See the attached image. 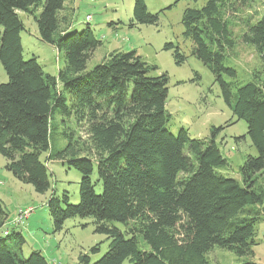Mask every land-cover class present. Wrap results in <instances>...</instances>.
I'll list each match as a JSON object with an SVG mask.
<instances>
[{"label":"trees","instance_id":"16d2710c","mask_svg":"<svg viewBox=\"0 0 264 264\" xmlns=\"http://www.w3.org/2000/svg\"><path fill=\"white\" fill-rule=\"evenodd\" d=\"M248 1L206 0L181 18L190 54L214 75L257 150L244 157L236 179L220 171L227 165L216 142L222 126L204 139L168 128L166 73L154 75L156 66L133 49L113 50L87 68L100 40L89 26L71 28L65 0H0V63L8 77L0 84V154L5 168L37 193L51 186L48 161L80 173L76 204L63 191L51 193L46 205L55 232L79 216L92 218L94 232L106 236L107 251L91 264H210L213 247L253 256L264 218V80L234 83L236 71L225 63L237 39L264 58V9L238 37L232 33L231 16ZM21 12L34 19L42 42L63 52L55 75L35 56L23 57ZM158 15L134 0L129 25L157 24ZM163 48L173 50L177 65L187 57L171 42ZM59 129L65 143L56 148ZM7 217L0 200V264H49L39 250L23 255L19 232L2 236ZM78 259L89 262L87 254Z\"/></svg>","mask_w":264,"mask_h":264},{"label":"rangeland","instance_id":"374dc122","mask_svg":"<svg viewBox=\"0 0 264 264\" xmlns=\"http://www.w3.org/2000/svg\"><path fill=\"white\" fill-rule=\"evenodd\" d=\"M206 0H144L149 13H158L157 24L129 25L133 18L134 0H65L64 12L71 19V28L81 31L89 26L100 45L93 51L87 68L99 63L102 57L113 50H135L146 62L155 65L154 75L166 73L168 91L166 109L171 114L168 128L176 133L184 128L193 138L211 137V128L222 126L216 134V142L227 165L221 172L239 179L238 168L247 154L257 155L246 135L247 124L236 119L229 106L224 102L219 84L207 66L190 54L191 42L183 37L181 23L186 8H200ZM264 9V0H252L243 4L232 17V33L239 36L246 30L245 22L254 23ZM24 23L20 33L23 57L35 56L45 72L55 75L62 64V51L42 42L37 33L34 19L23 12L19 13ZM90 16V19H87ZM171 42L180 48L187 57L177 65L173 50L163 48ZM225 63L236 71L234 83L243 84L254 78L264 80V58L262 59L251 45L236 40L232 50L226 52ZM8 79L0 63V84ZM71 127L74 124L71 123ZM56 134L57 146L64 145L59 132ZM75 130V129H74ZM76 131V130H75ZM45 156L43 155L42 158ZM6 159L0 154V200L12 226L17 210L32 209L23 223L10 228V233L19 232L23 238V255L39 250L49 264H91L107 251L108 240L101 233L94 232L90 217L67 218L60 231L53 230L46 200L54 192L61 196L67 192L70 203L78 202L80 173L75 168H67L57 160L48 161L50 188L37 193L30 184L21 183L5 168ZM96 180V170L92 181ZM101 190L96 183L95 191ZM31 211V210H30ZM14 221V222H13ZM118 224V223H116ZM254 254L238 257L233 253L213 247L207 254L210 264H239L251 260L264 264V218L255 228ZM97 245L98 251L90 248ZM87 254L89 262L79 261V256ZM126 264V263H124Z\"/></svg>","mask_w":264,"mask_h":264},{"label":"built area","instance_id":"2783aa9c","mask_svg":"<svg viewBox=\"0 0 264 264\" xmlns=\"http://www.w3.org/2000/svg\"><path fill=\"white\" fill-rule=\"evenodd\" d=\"M87 19H90V16H87ZM32 211H33L32 209L27 210V209H21V208H19L17 210L16 216L14 218V221H15L16 220V217H17V221H16L15 224H13L14 225L13 227H18L20 224H22L23 221H24L23 219L25 218V217L23 218V215H25L26 217H28L32 213ZM8 222L11 223L12 221H8ZM9 233H10V229H5L2 232V236H7Z\"/></svg>","mask_w":264,"mask_h":264},{"label":"crops","instance_id":"0c3cea01","mask_svg":"<svg viewBox=\"0 0 264 264\" xmlns=\"http://www.w3.org/2000/svg\"><path fill=\"white\" fill-rule=\"evenodd\" d=\"M10 228H13V226L11 227V225L8 222V217H7V221L5 223V229H10Z\"/></svg>","mask_w":264,"mask_h":264}]
</instances>
